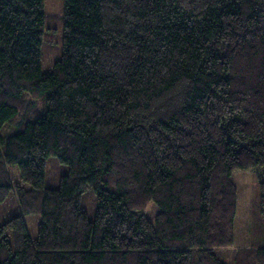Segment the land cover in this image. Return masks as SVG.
<instances>
[{
  "label": "trees",
  "instance_id": "obj_1",
  "mask_svg": "<svg viewBox=\"0 0 264 264\" xmlns=\"http://www.w3.org/2000/svg\"><path fill=\"white\" fill-rule=\"evenodd\" d=\"M64 19L43 73L45 0H0V206H19L0 264H264V243L224 253L236 173L256 175L264 232V0H65Z\"/></svg>",
  "mask_w": 264,
  "mask_h": 264
},
{
  "label": "rangeland",
  "instance_id": "obj_2",
  "mask_svg": "<svg viewBox=\"0 0 264 264\" xmlns=\"http://www.w3.org/2000/svg\"><path fill=\"white\" fill-rule=\"evenodd\" d=\"M65 0H45V32L42 45V71L51 73L54 65L61 60L65 33ZM14 180L18 179L17 168H9ZM68 167L61 164L56 157H50L47 162L46 185L48 188H58L62 176L67 174ZM233 180L239 192V210L236 220V247L224 252L226 260L231 262L240 250H257L263 246L264 232L258 231L259 186L256 175L239 172L234 174ZM96 194L88 191L82 198V208L87 212L89 219L94 220L97 212ZM151 220H155L158 209L153 203L147 210ZM19 213V206L15 193L12 192L0 206V224ZM29 235L37 239L41 217L39 215L25 216Z\"/></svg>",
  "mask_w": 264,
  "mask_h": 264
}]
</instances>
